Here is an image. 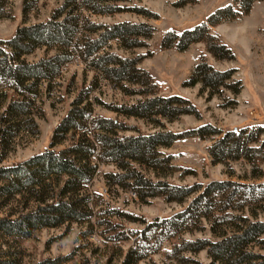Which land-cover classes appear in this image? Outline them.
<instances>
[{
	"label": "trees",
	"instance_id": "obj_1",
	"mask_svg": "<svg viewBox=\"0 0 264 264\" xmlns=\"http://www.w3.org/2000/svg\"><path fill=\"white\" fill-rule=\"evenodd\" d=\"M6 1L0 0V11ZM25 1L24 11L32 4ZM127 1L65 0L49 19L20 26L11 37L0 38V85H3L0 90V162L22 132L34 136L40 133L36 122L42 115L40 99L51 90L52 82L61 76L67 64L80 59L95 72L96 78L93 86L82 87L75 96L66 115L54 128L48 148L25 161L0 166V206L16 203L22 206L0 217V232L5 235L28 238L43 228L73 222L91 228L92 207L101 196L92 190L93 181L105 164L116 167L115 171L103 174L108 192L122 189L134 192L142 202L160 196L178 203L199 193L185 211L168 219L148 222V227L165 230L196 222L200 216L208 219L213 195L230 191L235 185L231 181H212L205 185L168 182L167 176L180 168L172 163L173 156L164 154L160 148L169 147L187 135L201 139L218 136L208 148L214 163L228 164L244 159L252 165L255 178H264L260 168L264 163V126L261 124L224 131L205 123L185 132L144 133L120 119V116L146 119L159 126L162 125L160 117L172 121L184 114H197L195 105L187 97L177 93L161 94L160 84L152 74L138 67L144 55L131 58L103 52L113 40L126 49L144 46L146 42L142 39L151 38L156 30L145 22L104 24L92 22L85 15L86 11L92 14L147 13L142 7L123 6ZM255 1L235 0L234 4L218 8L194 27L168 30L162 36L161 47L184 51L193 43L203 42L217 59H233L231 48L211 32L210 26L249 14ZM41 47L54 53L33 62L26 59ZM235 71L215 69L203 59L184 84H201L213 94L222 87H232L234 93H239L241 82H229ZM104 85L121 88L126 95H140L144 99L130 105L104 104L97 96L91 97L96 87ZM100 105H105L118 117L95 115ZM128 131L133 133L127 134ZM59 146L62 148L56 150ZM237 192L233 188L229 199ZM262 204L264 182L244 184V206L248 205L253 219L244 214L235 216L236 222L229 220L224 212L216 216L211 225L219 239L176 240L165 250L166 258L176 264H196L197 260L185 253L206 249L212 264H264V253L254 250L255 247L264 250V221L257 219L258 207ZM130 217L146 222L142 216L130 214ZM141 258L136 244L127 250L120 264H138Z\"/></svg>",
	"mask_w": 264,
	"mask_h": 264
},
{
	"label": "rangeland",
	"instance_id": "obj_2",
	"mask_svg": "<svg viewBox=\"0 0 264 264\" xmlns=\"http://www.w3.org/2000/svg\"><path fill=\"white\" fill-rule=\"evenodd\" d=\"M65 0H29L31 6L24 11L25 0H7L0 11V38L11 37L16 29L50 18L54 9ZM235 3V0H129L123 6L142 7L147 13L123 11L113 14H92L85 12L89 20L96 23L114 24L123 21L145 22L156 28L153 35L145 40L146 45L126 49L117 40L110 41L104 51L115 52L125 57L144 55L138 67L147 70L160 84L161 94L177 93L187 97L196 107L197 114H184L175 120L161 118L162 125L155 126L146 119L124 117L141 132L167 130L185 132L202 124L210 123L224 131L241 129L247 125L264 126V0L253 3L249 14L231 21H222L210 26L234 53L233 59H217L205 43H193L188 49L179 51L161 47V39L168 30H183L205 21L209 14L221 7ZM92 34V37H95ZM54 50L44 47L26 56L30 62L37 61ZM203 59L215 69L224 71L236 69L232 80L240 81L242 89L234 93L232 87H222L217 93L203 88L201 84L185 85L196 65ZM95 72L80 59L67 64L59 78L52 82L51 90L40 99L42 115L36 119L40 133L36 136L22 132L3 154L0 166L22 162L48 148L54 128L66 115L71 102L82 87L95 83ZM230 83V84H231ZM3 85H0V90ZM45 88V85L43 86ZM97 96L104 104H134L144 99L140 95H126L121 88L110 85L97 87L91 97ZM95 115L116 118L118 115L105 105L97 106ZM127 134L133 132L128 131ZM219 137L201 139L198 136H184L160 151L172 155V163L179 171L167 176L170 183L177 185H203L212 181H231L237 195L230 200V191L215 193L209 205V218H196V222L177 228L148 227V222L168 219L185 211L199 194L191 195L184 203L167 201L154 197L147 202L129 196L122 189L106 191L103 174L115 171L114 164H105L93 181L92 190L100 194L94 205L92 227L86 224L67 223L60 227H46L28 238H18L0 232V264H120L127 250L139 245L142 258L138 264H176L165 256V250L174 241L198 240L219 237L212 232L215 217L224 212L229 220L235 216H251L248 205L244 206V184L263 183L264 178L253 176V167L244 159L232 160L228 164L214 163L208 148ZM264 138V135H262ZM62 146L56 147L58 150ZM260 168L264 172V163ZM203 190V189H202ZM258 207V220L264 221V205ZM19 203L0 206V217L19 210ZM130 214L142 216L146 222L134 221ZM251 219L253 217L251 216ZM221 220V219H219ZM227 226V225H223ZM220 228V226H219ZM225 228V227H224ZM176 236V237H174ZM172 239L175 238V239ZM255 251L264 253L255 247ZM196 264H212L206 249L196 253L186 252ZM195 264V263H192Z\"/></svg>",
	"mask_w": 264,
	"mask_h": 264
},
{
	"label": "built area",
	"instance_id": "obj_3",
	"mask_svg": "<svg viewBox=\"0 0 264 264\" xmlns=\"http://www.w3.org/2000/svg\"><path fill=\"white\" fill-rule=\"evenodd\" d=\"M129 196H133L134 198H137L136 194L134 192H129Z\"/></svg>",
	"mask_w": 264,
	"mask_h": 264
}]
</instances>
